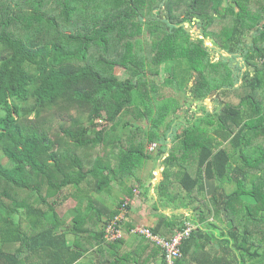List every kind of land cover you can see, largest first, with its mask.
Listing matches in <instances>:
<instances>
[{"label": "trees", "instance_id": "trees-1", "mask_svg": "<svg viewBox=\"0 0 264 264\" xmlns=\"http://www.w3.org/2000/svg\"><path fill=\"white\" fill-rule=\"evenodd\" d=\"M263 19L264 0H0V264H100L94 253L124 242L105 227L135 194L125 181L152 157L146 141L160 157L168 136L157 198L198 213L175 264H264ZM116 66L132 71L121 79ZM178 94H215L216 106L169 133ZM204 179L217 183L209 200ZM127 216L116 225L130 233ZM183 216L146 227L170 238ZM108 264L140 260L110 253Z\"/></svg>", "mask_w": 264, "mask_h": 264}, {"label": "crops", "instance_id": "crops-1", "mask_svg": "<svg viewBox=\"0 0 264 264\" xmlns=\"http://www.w3.org/2000/svg\"><path fill=\"white\" fill-rule=\"evenodd\" d=\"M264 23V19L261 21V24ZM251 37V36H250ZM210 44V43H209ZM238 63L242 66V71H245V65H242L241 60H237ZM236 62H234L235 64ZM251 70V69H250ZM237 85V84H236ZM178 96V95H177ZM215 94L208 95L202 102L199 100L193 101L196 109L194 113L193 110L186 111L184 110V115L186 116L187 113L191 114V117H186L185 119L177 118L176 122L174 123V128L170 130L171 133L175 130V125L177 124V131L176 133L180 132L183 126H187L191 120L198 119L201 115L204 114V109L206 111L212 112L216 106ZM222 97V96H221ZM199 102V103H197ZM182 105L184 101L181 102ZM199 104V105H197ZM183 109V107H182ZM193 117V118H192ZM190 119V120H189ZM212 134V138L216 140V142H222L223 145L227 144V140H223L221 138V132L215 131L216 123L212 122V125L209 126ZM167 151L169 146L171 145V138L168 136L167 138ZM165 151L160 157L155 156V152L151 153L152 157L147 159L142 166L137 169L136 177L134 179L129 178L127 179V183L132 185V188H137L139 193H135L134 196L132 195L130 198V202L128 204V216L127 220L133 223V226L140 225V226H154L157 220V214H164V215H171L174 213H183L185 216L184 219H193V215L197 214L196 211L187 204L188 199L184 196L185 191L180 192L183 194L182 202L187 204V206L183 207L181 204L175 205L172 203L171 205L163 206L161 201L157 198V191L156 187L157 184L162 180V170L164 166H161L162 160L167 156L168 152ZM157 158H160L159 160ZM154 161V162H153ZM151 162V163H150ZM158 171L157 175L155 174V170ZM234 178V176H232ZM234 181H229L223 185V188L218 189V193L224 195L228 193L232 188ZM217 183L213 179H204V194L207 200L210 199L212 194L215 191ZM125 196V195H124ZM155 207V208H154ZM135 234L124 237V242L122 244H117L115 247L111 248L106 245H103L102 251L100 253H94L93 256L99 261L100 264H108V257L110 253L118 254L120 256L129 257V255H133L134 258H138L140 260V264H161L162 259L159 253V247L152 246L150 243H147L146 240L141 238L135 239ZM118 245L120 247H118Z\"/></svg>", "mask_w": 264, "mask_h": 264}, {"label": "built area", "instance_id": "built-area-1", "mask_svg": "<svg viewBox=\"0 0 264 264\" xmlns=\"http://www.w3.org/2000/svg\"><path fill=\"white\" fill-rule=\"evenodd\" d=\"M262 61H264V44H263V56ZM156 142H151L147 147V150H156ZM135 193H139L138 189H134ZM130 202L129 197H125L120 204L119 213L111 220L105 227V238L106 240H115L121 238L124 233V229L116 225V220L126 217L128 213V204ZM198 227V225L192 221V219H186L181 228L176 229L170 238H164L162 235L154 234L146 226H134L129 231L130 233H139L154 241L160 245L165 253V264H175V261L181 257V244L184 239H186L190 234Z\"/></svg>", "mask_w": 264, "mask_h": 264}, {"label": "rangeland", "instance_id": "rangeland-1", "mask_svg": "<svg viewBox=\"0 0 264 264\" xmlns=\"http://www.w3.org/2000/svg\"><path fill=\"white\" fill-rule=\"evenodd\" d=\"M197 21V20H196ZM195 21V22H196ZM195 22H192V23H190V22H185L184 23V26H186V28L187 27H191L190 29H192L190 32H191V34H192V37H196V36H198V35H196V33H198V29H197V27L198 26H196L195 25ZM190 23V24H189ZM222 25V27H223V24H221ZM143 35V40H144V43L146 42V43H149L150 42V40H151V36L148 34V33H143L142 34ZM153 38V37H152ZM209 42L210 43H212L210 40H209ZM209 42H206L207 44H209ZM212 56H213V59H216L217 58V56H218V54L217 53H213L212 54ZM237 60H241V58L240 57H237L236 58V60L234 61V62H236ZM234 62H233V64H234ZM131 71H132V69L130 70L129 68H124V67H115V75L118 77V78H121V79H124V78H126L130 73H131ZM247 73V72H246ZM166 75V73L165 72H161V74L160 75H157V76H155L153 79H156V80H158V81H161L163 78H164V76ZM242 78H241V72H240V77H239V82L237 83V85L236 86H238V85H240V83L242 82V80H241ZM234 95V94H233ZM234 96H236V95H234ZM231 97V100L232 101H234L233 99H232V96H230ZM178 99H179V102H180V108H179V112H178V116H177V118H183V119H185L186 117H191V114L190 113H187L186 114V116L184 115V110H185V112L186 111H190V110H193V112L195 113L196 112V109L194 108V106H195V104H194V102L193 101H190V100H185V98L183 97V95H181V94H178ZM237 99V98H236ZM182 101H184V104L182 105ZM199 102H202V101H199ZM199 102H197V103H199ZM197 105H199V104H197ZM182 107H183V109H182ZM193 118V117H192ZM96 123L99 125L98 127H102L103 125H105L106 124V121H105V119H104V117H100V118H98L97 120H96ZM177 127H178V125L176 124L175 125V131H177ZM126 133H127V131H126ZM155 142V141H154ZM151 143V142H150ZM149 142H147L146 141V147H145V149L147 150V147L149 146V144H150ZM156 144H157V146L159 147V143L158 142H156ZM168 144V143H167ZM158 147H156V150L158 149ZM178 147H181L180 145H178ZM156 150H154V151H149V150H147L150 154L151 153H153V152H155ZM158 160L160 159V158H157ZM0 161L3 163V164H8V159H7V157H5L3 154H2V152H1V150H0ZM154 162V161H153ZM151 163V162H150ZM161 166L163 167V164L161 163ZM156 171H158V167H157V170H155L154 172H155V174L157 175V172ZM253 179H254V177L252 176L250 179H248L247 180V185H246V187L243 189L244 191H243V195H241V198H243L244 200H246V202L247 203H252L253 201V199H252V192H251V190H252V181H253ZM129 180V179H128ZM126 183H127V180L125 181ZM128 184V183H127ZM229 185H232L231 187L232 188H230V189H235V188H238V187H236L233 183L232 184H229ZM116 188H118V190H121L123 187L122 186H117ZM263 199V198H262ZM137 226H140V225H137ZM124 233H125V235H127V236H130V235H133L134 233H126L125 231H124ZM125 235H123L122 236V238H124L125 237Z\"/></svg>", "mask_w": 264, "mask_h": 264}, {"label": "water", "instance_id": "water-1", "mask_svg": "<svg viewBox=\"0 0 264 264\" xmlns=\"http://www.w3.org/2000/svg\"><path fill=\"white\" fill-rule=\"evenodd\" d=\"M197 21H198V19H196ZM191 28V27H190ZM189 27H187V30L188 31H191L192 29H190ZM196 35H198V36H200L201 37V34H200V32L198 31V33H196ZM197 36V37H198ZM248 39H249V42H251V37L250 36H248ZM224 54H226V53H224ZM251 70H252V68H251Z\"/></svg>", "mask_w": 264, "mask_h": 264}]
</instances>
